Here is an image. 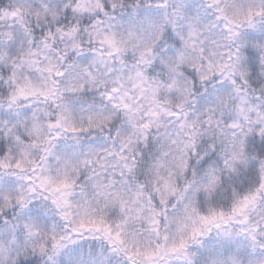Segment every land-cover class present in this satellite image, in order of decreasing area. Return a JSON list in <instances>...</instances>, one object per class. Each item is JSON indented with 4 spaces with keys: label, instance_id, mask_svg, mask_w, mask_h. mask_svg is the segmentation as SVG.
<instances>
[{
    "label": "snow or ice",
    "instance_id": "1",
    "mask_svg": "<svg viewBox=\"0 0 264 264\" xmlns=\"http://www.w3.org/2000/svg\"><path fill=\"white\" fill-rule=\"evenodd\" d=\"M0 264H264V0H0Z\"/></svg>",
    "mask_w": 264,
    "mask_h": 264
}]
</instances>
